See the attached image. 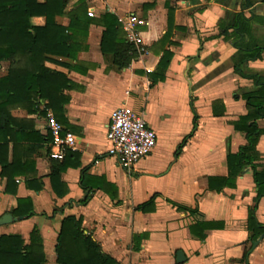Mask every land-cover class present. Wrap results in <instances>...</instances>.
<instances>
[{"label": "crops", "instance_id": "crops-1", "mask_svg": "<svg viewBox=\"0 0 264 264\" xmlns=\"http://www.w3.org/2000/svg\"><path fill=\"white\" fill-rule=\"evenodd\" d=\"M81 1L67 0L65 14L56 18L75 37V58L66 60L71 69L47 64L70 81L64 91L69 99L65 114L59 115L62 123L45 110V101L32 115L20 108L12 111L17 119L33 121L41 138L29 155H25L28 144L19 143L16 150L10 142L0 158L8 165L19 162L13 170H5L0 161V222L6 215L13 218L0 224V237L18 236L28 246L36 230L44 264H58L62 222L75 217L82 219L84 235L117 264H264V235L253 241L248 223L250 211L255 210L264 228V197L256 202L252 168L243 169L233 188L221 193L209 188L210 178L228 176V155L247 144L246 135L233 123L247 114L241 96L255 86L235 72L237 49L219 36V22L240 12L247 18H263L264 4L261 0H86L85 9L79 11ZM89 12L95 14L93 18ZM105 14L116 17L118 38L137 50L138 57L127 68L117 69L110 60L112 52H102ZM129 15L145 22L138 32L147 55L123 30L122 20ZM253 39L264 44L263 25L254 24ZM168 55L170 63L162 71L160 63ZM245 68L247 74L264 75V52L262 59ZM216 101L222 102L218 116ZM123 106L143 115L157 134L156 148L132 172L109 154L107 140L112 114ZM49 114L77 138L72 151L80 155V167L73 166L77 163L73 159L61 175L63 197L55 193L50 179ZM258 126L264 131V119ZM257 150L258 171L264 172V134ZM27 159L34 162L30 171L20 166ZM82 179L87 180V189ZM86 196L88 203L80 204ZM153 198L154 211L137 210ZM22 199L32 202L35 215L29 219L14 214ZM197 222L221 228L206 231V239L200 241L191 232Z\"/></svg>", "mask_w": 264, "mask_h": 264}, {"label": "trees", "instance_id": "trees-1", "mask_svg": "<svg viewBox=\"0 0 264 264\" xmlns=\"http://www.w3.org/2000/svg\"><path fill=\"white\" fill-rule=\"evenodd\" d=\"M86 0L78 5V10L85 9ZM264 4V0H261ZM67 7V0H0V71L2 64L8 68L4 76L0 77V158L7 153L8 145L13 142L15 149L19 143L29 145L25 155L39 147L38 138L34 130V122L27 119H17L12 111L23 109L32 115L38 111V103L45 101L46 111H52L57 120L59 115L65 114L64 106L68 97L64 91L69 88L67 75L50 69L47 64H53L65 69H71L66 60L75 58L73 41L75 37L70 30L59 26L56 18L63 16ZM77 10V11H78ZM258 23L264 26V17L252 16L247 18L244 12L233 13L219 22L220 37L232 42L237 49L234 56V69L237 74L254 82V89L243 93L247 114L234 122L235 129L246 135L247 144L242 146L236 154L227 157L228 176L225 178H210V190L221 193L224 188H233L236 180L246 166L253 170L254 183L258 189L256 202L264 197V172L258 171L257 162L260 154L257 146L264 131L258 126V121L264 119V75H250L246 73V65L250 61L262 59L264 44L254 42L253 28ZM101 24L105 27L102 39V52L106 55L112 52L111 62L117 69L127 68L133 59L138 57L136 48L118 38L117 19L114 15L105 14ZM117 35V36H116ZM114 44V46H112ZM171 55L161 61L160 70L165 71L170 63ZM221 101L214 102V115L222 114L217 107ZM224 112V108H223ZM46 115V112H44ZM197 124H195L196 128ZM66 131V130H65ZM193 135L188 136L179 146L182 151ZM51 141V138L49 139ZM51 160V183L55 193L63 197L64 187L61 175L76 160L73 166L80 167V155L68 150L63 160ZM5 170H13L19 165L14 161L11 165L0 159ZM22 161V160H20ZM30 171L34 162L29 159L22 165ZM14 177L9 179L13 181ZM13 179V180H12ZM35 182V180H32ZM37 182V181H36ZM31 186V182H28ZM82 187L87 189L86 179L81 181ZM42 189L38 187V191ZM90 197L86 196L80 204L86 205ZM154 198L139 206L138 211L149 213L154 211ZM179 210L194 211L178 206ZM16 217L29 219L35 215L30 199L19 200L18 208L14 212ZM249 230L253 232L252 240L256 241L264 235V228L255 216V210L249 214ZM215 223L197 222L191 227L192 235L200 241L206 239V231L216 229ZM221 228V226L219 227ZM58 264H117L110 257L102 254L98 244L84 235L82 219L67 217L62 222L61 232L56 247ZM45 255L38 233L31 235V243L25 246L18 236L0 237V264H44Z\"/></svg>", "mask_w": 264, "mask_h": 264}, {"label": "built area", "instance_id": "built-area-1", "mask_svg": "<svg viewBox=\"0 0 264 264\" xmlns=\"http://www.w3.org/2000/svg\"><path fill=\"white\" fill-rule=\"evenodd\" d=\"M94 15L93 12L88 13L91 18ZM144 24L145 22L135 15H129L122 20L128 40L142 55H147L148 53L141 47L143 41L138 32V28ZM47 119L52 137L50 158L61 161L68 150L76 148L77 138L65 131L52 114H49ZM107 140L110 144L109 154L117 157L121 166L128 172H132L136 165L147 158L157 146V134L148 126L144 116L125 106L113 112Z\"/></svg>", "mask_w": 264, "mask_h": 264}, {"label": "water", "instance_id": "water-1", "mask_svg": "<svg viewBox=\"0 0 264 264\" xmlns=\"http://www.w3.org/2000/svg\"><path fill=\"white\" fill-rule=\"evenodd\" d=\"M13 221V218L11 215H6L3 217V219L1 220L0 224H8L10 222ZM258 243H255V245H257ZM182 256L181 253L178 254V258L180 259V257Z\"/></svg>", "mask_w": 264, "mask_h": 264}, {"label": "rangeland", "instance_id": "rangeland-1", "mask_svg": "<svg viewBox=\"0 0 264 264\" xmlns=\"http://www.w3.org/2000/svg\"><path fill=\"white\" fill-rule=\"evenodd\" d=\"M8 64H3L1 72H0V76L4 75L6 73Z\"/></svg>", "mask_w": 264, "mask_h": 264}]
</instances>
